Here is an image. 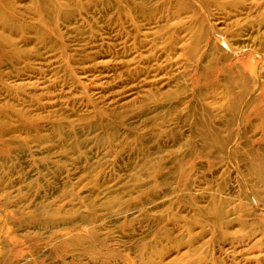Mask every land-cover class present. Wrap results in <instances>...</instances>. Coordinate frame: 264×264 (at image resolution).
<instances>
[{
  "label": "rangeland",
  "instance_id": "1",
  "mask_svg": "<svg viewBox=\"0 0 264 264\" xmlns=\"http://www.w3.org/2000/svg\"><path fill=\"white\" fill-rule=\"evenodd\" d=\"M264 0H0V264H264Z\"/></svg>",
  "mask_w": 264,
  "mask_h": 264
},
{
  "label": "bare ground",
  "instance_id": "2",
  "mask_svg": "<svg viewBox=\"0 0 264 264\" xmlns=\"http://www.w3.org/2000/svg\"><path fill=\"white\" fill-rule=\"evenodd\" d=\"M264 171V170H263Z\"/></svg>",
  "mask_w": 264,
  "mask_h": 264
}]
</instances>
